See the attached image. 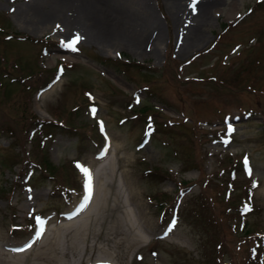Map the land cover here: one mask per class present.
I'll list each match as a JSON object with an SVG mask.
<instances>
[{
    "label": "rangeland",
    "instance_id": "1",
    "mask_svg": "<svg viewBox=\"0 0 264 264\" xmlns=\"http://www.w3.org/2000/svg\"><path fill=\"white\" fill-rule=\"evenodd\" d=\"M18 1L0 0V264H46L35 253L49 239L50 264H264V0L209 2L204 39L183 53L175 46L207 0H181L179 25L171 0H148L155 53L81 37L73 51L76 36L25 28ZM42 120L62 123L49 132ZM92 164L103 202L77 235L61 218ZM36 218L47 240L17 259L6 245L28 239Z\"/></svg>",
    "mask_w": 264,
    "mask_h": 264
},
{
    "label": "bare ground",
    "instance_id": "2",
    "mask_svg": "<svg viewBox=\"0 0 264 264\" xmlns=\"http://www.w3.org/2000/svg\"><path fill=\"white\" fill-rule=\"evenodd\" d=\"M171 1L173 2L170 5L173 11L172 15L179 25L181 23L180 17L184 12L179 5L182 3V1ZM211 1L215 2L217 0H207L204 3H207L205 7L202 6L201 9L198 10L196 15L193 16V21L195 20V22L190 25V29L188 30L190 31V34L186 31L189 35H187V38L184 39L185 41L182 39L183 42H177L175 46L177 52L183 53L193 45H198L199 42L204 39L205 34L200 29V25L206 22V19L208 18L207 7L208 4L211 3ZM16 5V11L14 15L17 20L20 21L21 24L28 29L41 30L45 27H50V29L52 27H56V32H58V34L61 36H79L84 39L87 38L89 40H97L102 46L105 47L115 45H129L133 48V50L140 53L146 52L147 50L155 53L158 49L160 35L157 32H153L156 24L154 21H152L151 8L149 6L148 0H20ZM185 29H187V26H185ZM148 42L150 46H148ZM109 149L110 147L107 151V149L105 148L106 154L103 157L100 156L105 159V161L106 159H109L108 155H110L111 153ZM102 158L101 160H103ZM104 164L101 163L98 166L99 170L101 169V172L105 171V168L103 166ZM86 169L88 170V174L84 175V181L89 185V188L91 190L88 200H86L87 208H85L83 211L81 210L80 212H76L77 214L70 215L71 217L69 216V214H64L61 218V220L63 221L67 219L65 220L66 222L64 221V223L67 224L68 227L73 229L75 232H77V235H79L80 231H82L83 226L86 222L85 216L88 217L89 212H92L94 209L97 210V208L102 205L103 201L101 199L103 192H105V188L103 189V186H100L102 182L99 184V187H97L100 189L101 195L99 196L97 194L98 191L96 192V170L94 169L93 164L92 166L87 165ZM126 178V182L124 183H126L128 187V195L130 197L129 199L131 200L130 202L134 203L136 206L137 218L139 219V221L142 220L141 223L145 228L144 230H146L147 232H151L155 224L153 220L146 214L144 208L145 205L141 201V198L138 196L139 194L135 191V188L133 186L134 182L131 180V177L127 176ZM127 208L132 209V207ZM75 219H80V223L77 222L76 225L74 224V226H70L69 221L74 222L73 220ZM53 227L54 226L49 227V230H53ZM57 229L55 230L57 231ZM45 234L46 233L43 232L40 238L44 239ZM142 237L140 238L142 239ZM45 239L43 240V242L45 241ZM40 244H42V242ZM10 245L11 244H8L6 246H8L9 248L13 247L11 248V252H14L16 254L17 259L21 255L26 254V252L30 249L28 248L23 250L16 243H13V246ZM55 247L56 246L53 241L49 239V243L41 248L38 252L36 251L37 253H35V255L36 257H39L44 262H46V264H50L51 261L48 260L49 258H47V256L48 254H50L49 252H56ZM53 263L56 264L55 262ZM94 264L104 263L97 261Z\"/></svg>",
    "mask_w": 264,
    "mask_h": 264
},
{
    "label": "trees",
    "instance_id": "3",
    "mask_svg": "<svg viewBox=\"0 0 264 264\" xmlns=\"http://www.w3.org/2000/svg\"><path fill=\"white\" fill-rule=\"evenodd\" d=\"M142 107H144V106H142ZM39 123H42V125H43L44 127H46V129L49 130V132H52L51 130H52L55 126H60V124H61L62 122H54V121H50V120H46V121L42 120V121H39ZM57 123H60V124H57ZM63 123H64V122H63ZM64 124H65V123H64ZM69 124H71V123H69Z\"/></svg>",
    "mask_w": 264,
    "mask_h": 264
},
{
    "label": "snow or ice",
    "instance_id": "4",
    "mask_svg": "<svg viewBox=\"0 0 264 264\" xmlns=\"http://www.w3.org/2000/svg\"><path fill=\"white\" fill-rule=\"evenodd\" d=\"M80 37L76 36L71 42H69L66 46L71 48L73 51H75L76 49L74 48L75 43H77L79 41ZM93 112H95V109L92 110ZM82 171L85 172V174H88V170L87 169H82Z\"/></svg>",
    "mask_w": 264,
    "mask_h": 264
}]
</instances>
